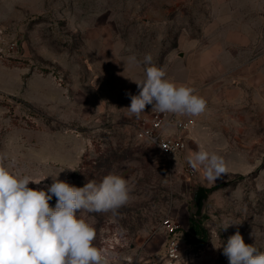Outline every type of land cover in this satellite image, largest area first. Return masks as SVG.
<instances>
[{"label":"rangeland","instance_id":"1","mask_svg":"<svg viewBox=\"0 0 264 264\" xmlns=\"http://www.w3.org/2000/svg\"><path fill=\"white\" fill-rule=\"evenodd\" d=\"M248 34L264 46V0H0V154L10 172L47 177L33 189L55 175L76 187L109 174L128 180L130 199L115 214L78 213L96 230L94 246L115 254L112 264H229L221 246L237 231L264 251V97L252 104L238 88L228 95L223 85L239 82L221 76L224 53ZM147 53L166 79L207 102L188 148L166 164L133 137L152 105L139 118L126 109L146 67L128 57ZM197 144L227 163L215 183L203 169L187 171ZM197 185L211 189L199 244L190 230ZM225 219L236 224L223 231Z\"/></svg>","mask_w":264,"mask_h":264},{"label":"clouds","instance_id":"2","mask_svg":"<svg viewBox=\"0 0 264 264\" xmlns=\"http://www.w3.org/2000/svg\"><path fill=\"white\" fill-rule=\"evenodd\" d=\"M128 62L146 66L145 78L133 80L139 93L129 94L131 103L126 109L130 116L139 118L147 105L162 114L199 116L205 112L206 100L194 88L166 79L150 53L142 61L130 56ZM197 145L187 162L193 170L203 169L204 178L215 183L227 174V163L222 156ZM6 160L7 156L0 154V264H112L115 254L94 246L96 230L78 213L115 214L130 199L128 180L109 174L99 184L88 181L76 187L55 175L46 189H33L30 182L39 184L47 177L36 181L10 172ZM53 196L54 207L49 204ZM222 223L223 231L236 224L226 219ZM221 247L229 264H264V251L246 244L239 231Z\"/></svg>","mask_w":264,"mask_h":264},{"label":"built area","instance_id":"3","mask_svg":"<svg viewBox=\"0 0 264 264\" xmlns=\"http://www.w3.org/2000/svg\"><path fill=\"white\" fill-rule=\"evenodd\" d=\"M195 120L196 116L162 114L152 111L149 116L136 124L133 137L137 143L151 146L156 157L166 164L188 148ZM186 167L189 173H194L195 170L189 165ZM164 224L170 234L176 232L178 226L173 219H165ZM169 251L174 259L180 257V244L175 238L170 241Z\"/></svg>","mask_w":264,"mask_h":264},{"label":"crops","instance_id":"4","mask_svg":"<svg viewBox=\"0 0 264 264\" xmlns=\"http://www.w3.org/2000/svg\"><path fill=\"white\" fill-rule=\"evenodd\" d=\"M253 35L246 36V42L243 45L239 44V47H233L226 50L223 55L221 65L222 69V80L230 83L231 79L233 81L237 80L239 84L234 88L230 86L231 84H224V92H228V95H231V91L238 88L240 94L243 95L245 99H257L258 97H264L263 91L264 88V46L257 47V44L252 46V42L249 40V37ZM253 40V38H252ZM206 60L207 64H215V57L210 56ZM220 65V62H217ZM231 99L229 98V102ZM250 103L246 102L245 111L246 114L250 112ZM242 104V103H240ZM245 119L248 120L249 117L245 115ZM250 119V118H249ZM196 132V131H195ZM196 134V133H195ZM192 139V138H191Z\"/></svg>","mask_w":264,"mask_h":264},{"label":"water","instance_id":"5","mask_svg":"<svg viewBox=\"0 0 264 264\" xmlns=\"http://www.w3.org/2000/svg\"><path fill=\"white\" fill-rule=\"evenodd\" d=\"M181 54H183L181 52ZM191 199L195 202L196 207L191 211V218L198 220L203 213L205 202L208 198L209 191L202 185H197L191 192Z\"/></svg>","mask_w":264,"mask_h":264},{"label":"trees","instance_id":"6","mask_svg":"<svg viewBox=\"0 0 264 264\" xmlns=\"http://www.w3.org/2000/svg\"><path fill=\"white\" fill-rule=\"evenodd\" d=\"M207 190L210 191L211 189ZM190 230L193 234V237L191 239L192 243L199 244L206 240L207 231L199 220H194L191 218Z\"/></svg>","mask_w":264,"mask_h":264}]
</instances>
